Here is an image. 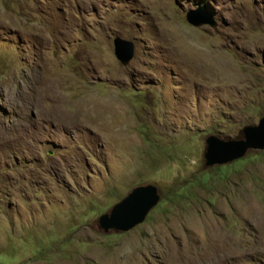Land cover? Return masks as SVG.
<instances>
[{
  "label": "rangeland",
  "instance_id": "obj_1",
  "mask_svg": "<svg viewBox=\"0 0 264 264\" xmlns=\"http://www.w3.org/2000/svg\"><path fill=\"white\" fill-rule=\"evenodd\" d=\"M263 115L264 0H0V264H264V149L203 157Z\"/></svg>",
  "mask_w": 264,
  "mask_h": 264
},
{
  "label": "water",
  "instance_id": "obj_2",
  "mask_svg": "<svg viewBox=\"0 0 264 264\" xmlns=\"http://www.w3.org/2000/svg\"><path fill=\"white\" fill-rule=\"evenodd\" d=\"M186 21L194 27L209 25L215 27V21L207 17L202 9L188 10ZM114 54L126 65L133 56V44L126 39L115 37ZM264 149V115L257 124H246L234 138H220L216 135L205 137L204 164L213 166L241 158L248 150ZM158 189L153 184L137 185L116 202L109 212L98 217V224L105 232L109 229L124 232L143 222L148 212L159 201Z\"/></svg>",
  "mask_w": 264,
  "mask_h": 264
}]
</instances>
